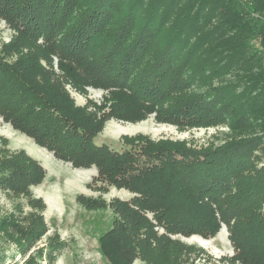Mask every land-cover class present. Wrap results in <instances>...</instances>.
I'll return each instance as SVG.
<instances>
[{"label": "trees", "instance_id": "trees-1", "mask_svg": "<svg viewBox=\"0 0 264 264\" xmlns=\"http://www.w3.org/2000/svg\"><path fill=\"white\" fill-rule=\"evenodd\" d=\"M0 14L14 19L20 35L32 39L67 30L66 43L58 39L54 53L75 64L101 45L90 77L102 74L114 89L108 91L112 99L102 117L92 116L97 124L86 121L60 83H48L41 68L40 77L34 76L38 59H27L23 47L14 48L24 58L6 60L14 51L11 43L5 45L10 52L0 55V117L57 159L74 168L93 164L110 185L134 194L124 201V217L97 239L109 264H133L138 237L149 226L168 235L208 236L229 210L248 212L264 195L259 149L264 145V0H0ZM190 86L196 89L181 94ZM166 94L177 102L163 108L159 104ZM151 113L158 122L221 124L227 132L221 143L203 151L170 148L142 134L125 136L131 150L121 152L94 142L105 120L135 122ZM0 156L1 187L24 192L45 177L44 168L23 151L5 147ZM244 168L250 173L243 176ZM240 182L244 188L234 192ZM246 216L252 225L243 232L255 235L264 227V214ZM45 232L41 215H1L0 264L7 258L1 247L5 237L25 243ZM230 234L236 251L241 250L243 244L233 230ZM261 244L259 263L264 260Z\"/></svg>", "mask_w": 264, "mask_h": 264}, {"label": "rangeland", "instance_id": "rangeland-1", "mask_svg": "<svg viewBox=\"0 0 264 264\" xmlns=\"http://www.w3.org/2000/svg\"><path fill=\"white\" fill-rule=\"evenodd\" d=\"M17 26L14 19L0 14L2 58L11 49L5 45L11 43L14 50L5 58L10 61L21 55L15 49L23 47L20 52L27 59H38L37 70H33L35 77H40L41 68L48 83H60L62 94L68 95L71 104L79 108L81 115L87 118L86 121L95 123V116L101 118L112 99L108 91L114 89L104 75L97 73L90 77L98 66L96 60L100 56L101 45L86 51V59L75 64L69 61V56L54 53V50H59L56 47L54 49L58 39L61 44L66 43L67 30L61 36L45 35L32 39L20 35ZM195 89L194 86L187 87L181 94H188ZM176 98L166 94L159 105L165 108L173 101L174 105ZM226 132L227 129L221 124L190 127L158 122L151 113L135 122L115 118L105 120L95 134L94 142L106 144L112 150L121 152L131 150L124 143L125 136L142 134L154 142L166 141L164 145L170 148L203 151L221 143ZM0 138L6 140L5 143L0 140V149L6 147L10 152L23 151L45 170L42 182L30 184L24 192L0 186V216L12 213L21 219L29 215H41L46 222V232L37 241L23 243L18 237H5L1 240V247L7 257L3 264H109L99 252L97 239L120 216L124 217V210H127L124 201H131L134 194L122 187L110 185V179L100 174L93 164L85 168H74L69 162L57 159L51 151L14 129L1 117ZM259 149L261 155H264V145ZM255 165L260 166L259 163ZM249 173L248 168L242 170L243 176ZM241 183L233 188L234 192L242 191L244 185ZM256 195H259L258 189ZM238 208L229 210L226 219L219 220L217 230L208 236L168 235L161 233L163 229L159 227L149 226L150 231L138 237V258L133 264H247L248 260V264H263L264 260L259 263L256 257L263 250L261 243L264 242V227L259 228L255 235L253 231L243 232V227L246 229V225H252L246 222V215L251 212L260 216L264 214V195L257 202L251 203L248 208L250 211ZM147 217L153 221L150 213ZM231 230L241 246L243 244L239 251H236L233 244ZM136 235L130 232V236L136 238ZM252 239L258 243L250 244Z\"/></svg>", "mask_w": 264, "mask_h": 264}]
</instances>
